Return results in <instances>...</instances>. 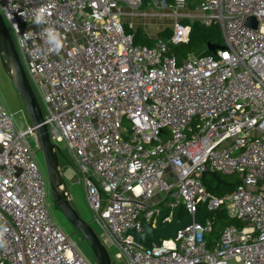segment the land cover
Instances as JSON below:
<instances>
[{
    "label": "built area",
    "instance_id": "obj_1",
    "mask_svg": "<svg viewBox=\"0 0 264 264\" xmlns=\"http://www.w3.org/2000/svg\"><path fill=\"white\" fill-rule=\"evenodd\" d=\"M118 1L0 0L27 76L40 82L49 138L73 154L101 241L127 264H264V0H171L170 36L153 46L134 44ZM194 21L217 24L222 48L178 63L170 48L189 41ZM32 139L30 124L17 127L0 102V264H98L55 222ZM205 171L238 179L215 194ZM166 208L162 223L177 208L182 218L212 214L150 248L125 236ZM221 210L240 225L209 241Z\"/></svg>",
    "mask_w": 264,
    "mask_h": 264
},
{
    "label": "water",
    "instance_id": "obj_2",
    "mask_svg": "<svg viewBox=\"0 0 264 264\" xmlns=\"http://www.w3.org/2000/svg\"><path fill=\"white\" fill-rule=\"evenodd\" d=\"M247 25L256 26L254 18L246 20ZM222 48V45L207 44L206 49L211 53ZM0 63L9 77L15 91L22 97L25 112L29 118V124L34 129L36 146L41 151L48 188L55 205L62 211L63 215L73 225L75 230L86 240L91 248L94 259L98 264H113V259L100 237L91 228L88 222L77 212L73 202L69 198V193L65 186L63 175L59 166V148L52 143L46 124L44 123L41 106L29 81L27 73L23 67L18 50L14 44L12 36L8 30L6 22L0 13ZM209 176L218 183H223V178L216 172L205 171L201 177ZM167 208L155 218L143 222V230L136 232L132 229L126 231L125 236H130L139 245L150 248L152 243L159 244L160 239L172 238L177 231L186 228L192 221L199 222L206 216L212 214L209 211L197 212L194 215L180 216V208L174 210L173 219L169 223H162L163 217L167 213ZM236 218V216H233Z\"/></svg>",
    "mask_w": 264,
    "mask_h": 264
},
{
    "label": "rangeland",
    "instance_id": "obj_3",
    "mask_svg": "<svg viewBox=\"0 0 264 264\" xmlns=\"http://www.w3.org/2000/svg\"><path fill=\"white\" fill-rule=\"evenodd\" d=\"M146 1L147 0H142L143 3H145ZM144 5L145 4H143V5L141 4V5H139V7L140 8L147 7ZM190 6H192L191 1H190ZM190 10H192V9H190ZM146 12L150 13L148 18L151 20V21H149V24L146 27V29L149 31V32L148 31L147 32L154 34L159 30L160 31L163 30V32L160 34L159 37L153 39L154 43L157 42L159 39H162L163 41H167L169 36H170V32H171L170 25H171L172 20H173L172 19L173 18L172 6H170L169 3H166L165 5H163L162 2H160V1L158 2V0H148V9ZM195 13H198V12H195ZM123 25H125V24H123ZM11 36H12V39H13L14 44L16 46L15 37L13 34H11ZM134 44L142 45V44H138L135 42H134ZM200 52H202V50H200L196 53H200ZM28 77H29L31 85L34 89V92L36 94V97L38 99V102L43 109L41 94H40V91L38 90V86H37V85H40V82L37 83L36 80L34 79V77H31V76H28ZM0 95H1V100L5 103V106L12 113H14L15 123H16L17 127L25 128L26 125L29 124V118L27 116V113L25 112L23 99L15 91V89H14L10 79L8 78L7 74L5 73V70L3 69L1 63H0ZM43 112H44V109H43ZM30 143H31L32 149L35 152L36 159H37L41 169L45 173V166H44V160H43L42 153L37 148L36 142L33 139L30 140ZM55 144L60 149L59 150L60 151L59 152L60 153L59 154V166L62 167V165H65V166L75 165L73 154L67 148L66 143L64 141H61V142H55ZM61 167H60V171H61ZM45 175H46V173H45ZM218 175H220L223 178V180H226L227 182L232 183V184H235L237 179H238L237 175H234V174L233 175L218 174ZM81 178H82L81 174L78 173V171H76V176H75L74 181L72 183L71 182L69 183V187H70L69 193L71 196V201L73 202L77 212L83 218V220L88 222L89 225L91 226V228L95 231V233L100 238H102L103 237V229L100 226V224L96 221V219L94 218V212L92 211V209L90 208V206L88 204L86 193H85V188H84V185L81 181ZM176 193H177V191L174 190L172 194H176ZM177 199H180V198L177 197L176 195H169L167 197V201L175 202ZM149 202H151V203L154 202V199H150ZM48 203H49V210H50L55 222L61 228V230L70 234L71 238L75 240L79 250L82 252V254L88 260H90V261L95 260L93 253L91 251V248L87 244L86 240L75 230L73 225L63 215L62 211L55 205V202L52 199L49 188H48ZM182 211H184V210H182ZM182 211H181V213H182ZM216 215H219V213L217 212ZM216 215H213V217H216ZM218 235H219V230H218L215 237H217ZM208 238H209L208 235H206V239H208ZM107 250L112 257L114 250L110 249V248H108ZM115 263L116 264H125V259L121 258L120 261L115 260Z\"/></svg>",
    "mask_w": 264,
    "mask_h": 264
},
{
    "label": "trees",
    "instance_id": "obj_4",
    "mask_svg": "<svg viewBox=\"0 0 264 264\" xmlns=\"http://www.w3.org/2000/svg\"><path fill=\"white\" fill-rule=\"evenodd\" d=\"M159 1H164L165 3L170 4L171 0H158V2ZM124 27L128 33L133 35V41L135 43L146 46H153L156 43H154L153 39L149 38L141 28H137L135 31H133L127 25H124ZM162 32L163 30L159 31L157 36L159 37ZM207 44H223V38L219 26L217 24L205 26L198 21H194L191 24L189 41L186 44L171 47L170 52L175 56L178 63H180L182 58L187 57L190 53H196L202 50V52L196 54H209L210 52L206 49ZM202 180L206 188L215 194H225L231 191L233 186H235V184L229 183L226 180H224L223 183H218L209 176L203 177ZM218 213L219 215H216L215 217L213 229L208 234L209 241H211V239L216 236L218 230L223 228L225 225H240L239 221L236 218L228 215L226 211L221 210Z\"/></svg>",
    "mask_w": 264,
    "mask_h": 264
},
{
    "label": "crops",
    "instance_id": "obj_5",
    "mask_svg": "<svg viewBox=\"0 0 264 264\" xmlns=\"http://www.w3.org/2000/svg\"><path fill=\"white\" fill-rule=\"evenodd\" d=\"M142 5L145 4L144 6H147V7H143V8H140L139 5H135V4H131L125 0H119L118 1V6H117V17L119 18V20L127 25L128 27H130V29H132L133 31H135L137 28H141L145 33L146 35L151 38V39H155L157 38V33L160 31H157L156 33H148L149 31L146 29V27L148 26L149 24V21H151L148 17L150 15V13L146 12L147 9H148V0L145 2V3H141ZM140 4V5H141ZM148 31V32H147ZM0 102H2L3 104H5L2 100H1V95H0ZM9 110V109H8ZM61 167V166H60ZM76 166L73 165V166H65V165H62L61 167V173L63 175V179L65 181V186H66V189L69 193L70 191V187H69V183L73 182L74 179H75V176H76ZM69 198L71 200V196H70V193H69ZM106 248H110V249H114V247L112 246H109ZM115 251H113V256H112V259H113V264H116L115 263V260H119L120 259H117L115 256ZM118 263V262H117ZM125 264L126 261H125Z\"/></svg>",
    "mask_w": 264,
    "mask_h": 264
},
{
    "label": "clouds",
    "instance_id": "obj_6",
    "mask_svg": "<svg viewBox=\"0 0 264 264\" xmlns=\"http://www.w3.org/2000/svg\"><path fill=\"white\" fill-rule=\"evenodd\" d=\"M0 235H2V233H0Z\"/></svg>",
    "mask_w": 264,
    "mask_h": 264
},
{
    "label": "flooded vegetation",
    "instance_id": "obj_7",
    "mask_svg": "<svg viewBox=\"0 0 264 264\" xmlns=\"http://www.w3.org/2000/svg\"><path fill=\"white\" fill-rule=\"evenodd\" d=\"M9 78V77H8Z\"/></svg>",
    "mask_w": 264,
    "mask_h": 264
}]
</instances>
